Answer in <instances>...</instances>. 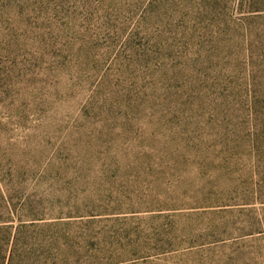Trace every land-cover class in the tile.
<instances>
[{
  "label": "rangeland",
  "instance_id": "374dc122",
  "mask_svg": "<svg viewBox=\"0 0 264 264\" xmlns=\"http://www.w3.org/2000/svg\"><path fill=\"white\" fill-rule=\"evenodd\" d=\"M1 222L16 264H264V0H0Z\"/></svg>",
  "mask_w": 264,
  "mask_h": 264
},
{
  "label": "trees",
  "instance_id": "16d2710c",
  "mask_svg": "<svg viewBox=\"0 0 264 264\" xmlns=\"http://www.w3.org/2000/svg\"><path fill=\"white\" fill-rule=\"evenodd\" d=\"M4 222L0 223V231H4V234L1 236L2 239L0 237V264H16L12 253V249L17 243L16 232L15 234H11L9 232L11 227L9 225H4ZM17 264H22V262Z\"/></svg>",
  "mask_w": 264,
  "mask_h": 264
}]
</instances>
